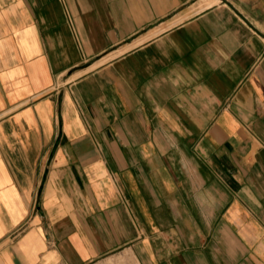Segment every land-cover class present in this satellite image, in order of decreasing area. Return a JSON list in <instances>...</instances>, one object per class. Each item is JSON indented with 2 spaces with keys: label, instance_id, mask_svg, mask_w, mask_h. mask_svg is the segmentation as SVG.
I'll return each instance as SVG.
<instances>
[{
  "label": "crops",
  "instance_id": "crops-1",
  "mask_svg": "<svg viewBox=\"0 0 264 264\" xmlns=\"http://www.w3.org/2000/svg\"><path fill=\"white\" fill-rule=\"evenodd\" d=\"M0 264H264V0H0Z\"/></svg>",
  "mask_w": 264,
  "mask_h": 264
}]
</instances>
